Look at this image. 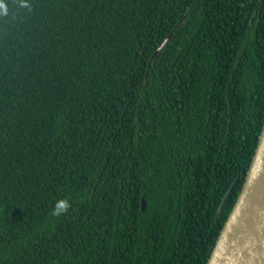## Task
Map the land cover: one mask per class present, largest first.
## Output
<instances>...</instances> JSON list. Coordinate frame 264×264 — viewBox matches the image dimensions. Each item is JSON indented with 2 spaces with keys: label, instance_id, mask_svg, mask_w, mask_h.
I'll use <instances>...</instances> for the list:
<instances>
[{
  "label": "trees",
  "instance_id": "1",
  "mask_svg": "<svg viewBox=\"0 0 264 264\" xmlns=\"http://www.w3.org/2000/svg\"><path fill=\"white\" fill-rule=\"evenodd\" d=\"M4 3L0 264H204L263 122L264 0Z\"/></svg>",
  "mask_w": 264,
  "mask_h": 264
},
{
  "label": "water",
  "instance_id": "2",
  "mask_svg": "<svg viewBox=\"0 0 264 264\" xmlns=\"http://www.w3.org/2000/svg\"><path fill=\"white\" fill-rule=\"evenodd\" d=\"M204 264H264V117L240 189Z\"/></svg>",
  "mask_w": 264,
  "mask_h": 264
},
{
  "label": "clouds",
  "instance_id": "3",
  "mask_svg": "<svg viewBox=\"0 0 264 264\" xmlns=\"http://www.w3.org/2000/svg\"><path fill=\"white\" fill-rule=\"evenodd\" d=\"M0 13L7 14V6L4 0H0ZM70 204L67 199L57 200L53 209V215L59 216L61 213H66Z\"/></svg>",
  "mask_w": 264,
  "mask_h": 264
}]
</instances>
